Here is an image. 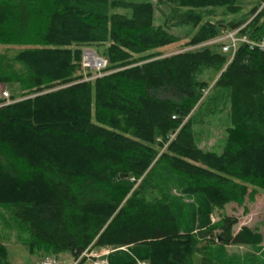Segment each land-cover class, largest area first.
Returning <instances> with one entry per match:
<instances>
[{
	"label": "trees",
	"instance_id": "16d2710c",
	"mask_svg": "<svg viewBox=\"0 0 264 264\" xmlns=\"http://www.w3.org/2000/svg\"><path fill=\"white\" fill-rule=\"evenodd\" d=\"M235 29L264 42V0L245 14L236 0H0V85L18 92L0 97V206L30 255L125 247L107 263L219 264L212 247L261 243L222 212L264 191V49L211 42ZM85 48L106 60L100 75ZM223 111L221 151L201 148L195 126ZM161 172L191 213L149 198Z\"/></svg>",
	"mask_w": 264,
	"mask_h": 264
},
{
	"label": "rangeland",
	"instance_id": "374dc122",
	"mask_svg": "<svg viewBox=\"0 0 264 264\" xmlns=\"http://www.w3.org/2000/svg\"><path fill=\"white\" fill-rule=\"evenodd\" d=\"M130 1H145V0H130ZM155 2L156 0H151ZM262 0H236V4L240 7V14L247 13L254 5L261 3ZM167 12L162 6L157 7L155 14V22L160 23L162 21L161 11ZM111 12L127 13V9L115 8ZM175 32H181V29H173ZM5 49L4 46H0V51ZM17 49V47H13ZM94 49V48H85ZM165 54H171L182 50L180 46L168 45L162 48ZM93 51V50H92ZM94 52V51H93ZM83 53V52H82ZM99 54V53H98ZM101 55V54H100ZM103 56V55H102ZM82 57V54H81ZM211 86V85H210ZM14 86L0 85V92L2 90L13 93L14 97H18L17 89ZM204 122L195 126L196 141L198 145L207 150H213L220 152L224 143L226 129L229 126V117L227 112L216 113L204 118ZM153 191L149 192L150 199H161L162 194L157 191L160 189L165 195H170L177 200V207L181 213H191L192 200L189 196L181 193V187L179 180L173 179L172 181L166 179L163 172L160 173L158 179L153 180ZM152 188V187H151ZM196 207L197 205L194 204ZM223 214L236 219V224L232 227V233L236 234L242 228L246 227L259 234L261 243L253 248L251 246H239V245H226L219 246L217 249L212 247L213 259L219 264H264V191L259 190L254 193L253 196H247L243 205L229 204L222 211ZM186 215V217H187ZM217 215L210 216V224H215L217 221ZM219 235V231L215 230L213 236ZM205 238L208 240L209 238ZM25 235L16 229L15 224L11 218V207L0 206V244L4 247L6 252V258L10 264H41L46 259H56L60 261H71L69 255H46L39 256L30 255L24 245ZM205 240V241H206ZM216 242V240H215ZM124 248L115 249H100L87 252V256L82 257L79 260V264H108L107 256L117 251H126ZM145 264V263H139Z\"/></svg>",
	"mask_w": 264,
	"mask_h": 264
},
{
	"label": "built area",
	"instance_id": "2783aa9c",
	"mask_svg": "<svg viewBox=\"0 0 264 264\" xmlns=\"http://www.w3.org/2000/svg\"><path fill=\"white\" fill-rule=\"evenodd\" d=\"M239 29H235L233 31L227 32L225 35L218 37L213 41H222L225 39H228V42L224 45H222V50L223 51H231V54L234 53L236 45L238 42L243 41L249 43L250 47L257 46L260 49H264V42H250L246 39L245 35L238 36L237 32ZM81 64L85 68H90L93 70H97L98 74L100 75L101 73L99 72L103 67L106 65V60L100 56H98L95 52H93L90 49H84L82 53V60ZM0 97L5 99L6 102H8L9 97H8V91L2 90L0 92ZM87 256V252H84L78 259L72 260V261H65V262H58L56 259H46L44 260L41 264H79V260L82 257Z\"/></svg>",
	"mask_w": 264,
	"mask_h": 264
},
{
	"label": "crops",
	"instance_id": "0c3cea01",
	"mask_svg": "<svg viewBox=\"0 0 264 264\" xmlns=\"http://www.w3.org/2000/svg\"><path fill=\"white\" fill-rule=\"evenodd\" d=\"M63 261H65V260H63Z\"/></svg>",
	"mask_w": 264,
	"mask_h": 264
}]
</instances>
